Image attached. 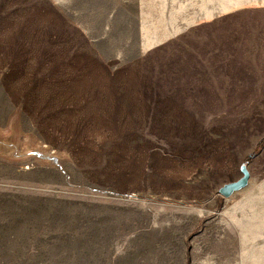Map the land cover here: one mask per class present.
Here are the masks:
<instances>
[{
  "label": "rangeland",
  "instance_id": "374dc122",
  "mask_svg": "<svg viewBox=\"0 0 264 264\" xmlns=\"http://www.w3.org/2000/svg\"><path fill=\"white\" fill-rule=\"evenodd\" d=\"M10 132L0 264H264V0H0Z\"/></svg>",
  "mask_w": 264,
  "mask_h": 264
},
{
  "label": "water",
  "instance_id": "95a60500",
  "mask_svg": "<svg viewBox=\"0 0 264 264\" xmlns=\"http://www.w3.org/2000/svg\"><path fill=\"white\" fill-rule=\"evenodd\" d=\"M38 153L30 148H24L18 143L15 133L10 132L6 135H0V160L26 164L36 159ZM241 172L243 176L233 182L224 185L219 190V194L225 198L230 197L234 192L245 188L249 182V172L246 166H242Z\"/></svg>",
  "mask_w": 264,
  "mask_h": 264
},
{
  "label": "trees",
  "instance_id": "16d2710c",
  "mask_svg": "<svg viewBox=\"0 0 264 264\" xmlns=\"http://www.w3.org/2000/svg\"><path fill=\"white\" fill-rule=\"evenodd\" d=\"M263 143H264V139H262V140L258 143V145H257L256 149L253 151V153H251V155H249V156L247 157V159L245 160L246 162L250 161V159H251L252 157H254L255 155H257V154L259 153V146L262 145ZM246 162H245V163H246Z\"/></svg>",
  "mask_w": 264,
  "mask_h": 264
}]
</instances>
